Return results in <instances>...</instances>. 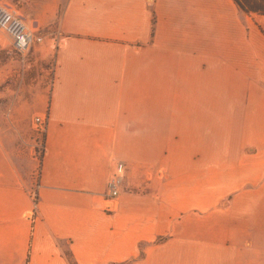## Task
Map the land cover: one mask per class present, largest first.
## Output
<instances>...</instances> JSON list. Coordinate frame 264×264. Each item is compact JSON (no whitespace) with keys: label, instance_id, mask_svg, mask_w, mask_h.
I'll return each instance as SVG.
<instances>
[{"label":"crops","instance_id":"0c3cea01","mask_svg":"<svg viewBox=\"0 0 264 264\" xmlns=\"http://www.w3.org/2000/svg\"><path fill=\"white\" fill-rule=\"evenodd\" d=\"M15 1L52 77L40 162L33 115L0 116V264H264V15Z\"/></svg>","mask_w":264,"mask_h":264},{"label":"rangeland","instance_id":"374dc122","mask_svg":"<svg viewBox=\"0 0 264 264\" xmlns=\"http://www.w3.org/2000/svg\"><path fill=\"white\" fill-rule=\"evenodd\" d=\"M0 2L9 4L19 12L15 0ZM23 21L26 23V20ZM56 34L57 32L52 37L55 38ZM36 46H32L26 58L21 60L7 35L0 31V116L7 112L9 118L27 116L30 122V117L38 110V105L43 103L52 77V58L46 56L39 59ZM22 127L15 125L20 132ZM30 130L33 138L30 141L27 139L26 142L29 148L33 143V152L38 163L43 151L44 133L35 131L32 122Z\"/></svg>","mask_w":264,"mask_h":264},{"label":"built area","instance_id":"2783aa9c","mask_svg":"<svg viewBox=\"0 0 264 264\" xmlns=\"http://www.w3.org/2000/svg\"><path fill=\"white\" fill-rule=\"evenodd\" d=\"M0 31L7 35L14 50L18 52L24 60L33 42L42 40V36L36 34L29 26H27L22 19V15L9 4L0 2ZM58 35L51 38V46L58 45ZM47 114L34 115L32 117V124L35 131L39 133L45 132ZM43 144V143H42ZM122 169L123 164L116 162L114 173L110 174L107 182V194L111 198L118 196L122 184ZM32 206L29 212L31 219L37 215V185L30 190L29 193Z\"/></svg>","mask_w":264,"mask_h":264},{"label":"trees","instance_id":"16d2710c","mask_svg":"<svg viewBox=\"0 0 264 264\" xmlns=\"http://www.w3.org/2000/svg\"><path fill=\"white\" fill-rule=\"evenodd\" d=\"M233 2L243 13L264 15V0H233Z\"/></svg>","mask_w":264,"mask_h":264}]
</instances>
